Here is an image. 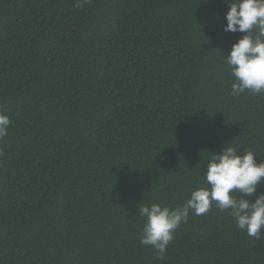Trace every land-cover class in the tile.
<instances>
[{"label": "trees", "instance_id": "1", "mask_svg": "<svg viewBox=\"0 0 264 264\" xmlns=\"http://www.w3.org/2000/svg\"><path fill=\"white\" fill-rule=\"evenodd\" d=\"M227 10L0 0V264H264V234L215 204L163 260L139 242V207L182 205L211 153L264 160V93L230 95L224 55L243 34L222 30Z\"/></svg>", "mask_w": 264, "mask_h": 264}, {"label": "clouds", "instance_id": "2", "mask_svg": "<svg viewBox=\"0 0 264 264\" xmlns=\"http://www.w3.org/2000/svg\"><path fill=\"white\" fill-rule=\"evenodd\" d=\"M223 3L228 10L222 30L243 34L224 55L234 78L230 95L264 93V0H223ZM10 124L9 117L0 112V138L8 134ZM225 145L204 162V186L191 190L182 205L170 208L152 203L139 207L144 220L139 242L151 246L157 259H164L173 233L187 221L190 212L205 214L213 204L221 211L229 210L236 227L247 235L259 238L264 234V193L251 202L245 198L254 197L257 186L264 184V160L257 163L252 151L238 152L237 148ZM233 193H238L239 198Z\"/></svg>", "mask_w": 264, "mask_h": 264}]
</instances>
